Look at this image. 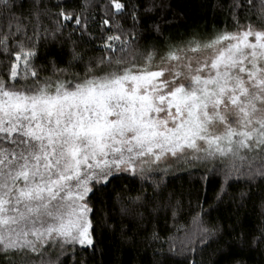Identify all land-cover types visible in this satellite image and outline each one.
Listing matches in <instances>:
<instances>
[{"label": "snow or ice", "instance_id": "obj_1", "mask_svg": "<svg viewBox=\"0 0 264 264\" xmlns=\"http://www.w3.org/2000/svg\"><path fill=\"white\" fill-rule=\"evenodd\" d=\"M201 6L223 26L176 39L171 0H0V264H91L113 215L154 264L264 251V0ZM172 170L201 173L188 216ZM254 196L253 234L225 240L211 212Z\"/></svg>", "mask_w": 264, "mask_h": 264}, {"label": "trees", "instance_id": "obj_2", "mask_svg": "<svg viewBox=\"0 0 264 264\" xmlns=\"http://www.w3.org/2000/svg\"><path fill=\"white\" fill-rule=\"evenodd\" d=\"M208 3H214L215 0H207ZM205 0H171L172 9L176 13L173 25L166 31L169 32L176 39H183L192 34L207 33L215 27H222L221 21L223 17L218 12H214L211 7L204 6ZM169 17L172 16V12L168 13ZM201 173L199 171H193L191 174L185 170H172L165 176V182L167 184V191L175 193L183 198L185 212L184 215H189V201H191V208L195 209L197 199H204L205 186L202 185L200 180ZM124 183L129 187L135 189L139 185L131 184L129 181ZM219 180L215 177H210L206 185L207 202L204 207L207 208L209 204H213V197L218 190ZM122 185L117 184V190L121 189ZM238 186L233 185L229 189L230 193H236ZM115 193H110L108 197H105V206L109 212L113 211L112 197ZM260 197L254 196L252 200L247 202L246 208L241 210L239 214V221L232 218L233 205L226 202L215 208L208 219L216 221L219 219L223 223L226 231L224 239L229 240L228 230L234 227L237 232L243 231L246 236H251L254 229L258 226V209L254 208V204H258ZM115 227H108L102 229L99 235V250L95 258L91 261V264H154V260L158 257L154 256L153 247H149L143 242L142 237L144 233L140 235H134V225L125 221L128 225V239H124L121 235L120 217L113 215L112 219L108 222ZM169 226L171 221L168 222ZM183 223V221H181ZM158 227L161 231V235L167 233L165 221L161 218L158 222ZM233 256L241 257L245 264H264V251L252 250L247 245L241 249L240 247L232 246L226 248V254L223 257L213 258L216 259V264H230ZM208 256H205L207 262Z\"/></svg>", "mask_w": 264, "mask_h": 264}]
</instances>
